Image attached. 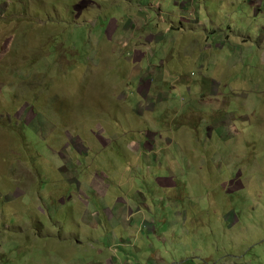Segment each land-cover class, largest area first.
<instances>
[{
	"label": "rangeland",
	"instance_id": "374dc122",
	"mask_svg": "<svg viewBox=\"0 0 264 264\" xmlns=\"http://www.w3.org/2000/svg\"><path fill=\"white\" fill-rule=\"evenodd\" d=\"M222 1L0 0V264H264V0Z\"/></svg>",
	"mask_w": 264,
	"mask_h": 264
},
{
	"label": "crops",
	"instance_id": "0c3cea01",
	"mask_svg": "<svg viewBox=\"0 0 264 264\" xmlns=\"http://www.w3.org/2000/svg\"><path fill=\"white\" fill-rule=\"evenodd\" d=\"M191 1H193V3H192V5H193V10H197L196 11V13H199L201 10H204L209 4L207 3V0H203V3H199L200 2V0H197V4H195L194 3V0H187V2H188V4H190V2ZM224 1H227V0H223L222 2H224ZM237 5H238V2H237V0H231V6L234 8L233 10H236L237 9ZM252 7L253 8V11L254 12H256L258 9H257V3H253V4H248L246 7ZM193 10H190V7H187V10H184L183 11V14L187 11V12H189V14L191 13V12H193ZM226 13V12H225ZM189 14H186L185 13V15H189ZM208 14V13H207ZM197 20H201V19H206V17L205 16H200L199 14H198V17L196 18ZM180 21V17L179 16H173L172 17V19H171V22L174 24V23H177V22H179ZM209 25L208 24H206L205 26H203L202 28H201V33L203 34V35H205V37L206 38H208L209 40H212V41H217V40H219V41H221V40H225V43L227 44V45H229L230 44V41L231 40H235L232 36H230V34L232 33V34H234V36H236V37H238L239 36V34H240V31H239V29H242V31H243V34H244V36H243V38L242 39H244L243 41H241L242 42V47L245 49V50H247V48H246V46H243L248 40L250 41V36L248 35V34H245L244 32H245V30H247L249 27L246 25V24H244L243 23V28H242V25L240 24V22H236V21H234L233 20V22L230 24V25H228V26H226V29H227V32H224L220 27H216V26H214V28H213V30L214 31H212V33H211V35L210 36H206V30H207V27H208ZM221 32H223V36H222V38L221 39H217V34L219 33V37L221 36L220 34H221ZM213 38H215V39H213ZM241 39V40H242ZM146 42V41H145ZM144 42V43H145ZM251 43V42H250ZM209 46V45H208ZM211 46V45H210ZM210 46H209V48H210ZM202 55H204L203 53H202ZM202 57V56H201ZM200 57V58H201ZM204 57V56H203ZM205 58V57H204ZM203 61H204V63H205V59H203ZM203 61L200 59L196 64H195V66L196 67H200V69L201 70H203V72H204V74H208L209 72L207 71V68H208V64H206L205 63V65L203 64Z\"/></svg>",
	"mask_w": 264,
	"mask_h": 264
}]
</instances>
